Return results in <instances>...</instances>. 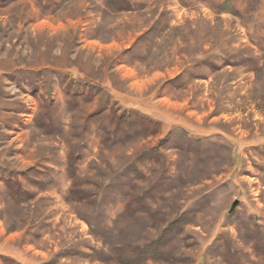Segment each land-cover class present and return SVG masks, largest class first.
<instances>
[{"label":"rangeland","instance_id":"1","mask_svg":"<svg viewBox=\"0 0 264 264\" xmlns=\"http://www.w3.org/2000/svg\"><path fill=\"white\" fill-rule=\"evenodd\" d=\"M106 1L0 0V264H264V0Z\"/></svg>","mask_w":264,"mask_h":264},{"label":"trees","instance_id":"2","mask_svg":"<svg viewBox=\"0 0 264 264\" xmlns=\"http://www.w3.org/2000/svg\"><path fill=\"white\" fill-rule=\"evenodd\" d=\"M106 2L108 5H110L111 8H114L116 10V12H118V13L131 12L132 11V6L127 0H107ZM219 11L223 12V13H230L234 16L238 15V12L236 11V9H234L232 6H230L229 2H227V1L219 7ZM7 186H8V189L10 191L14 190V194L12 195V197L17 202L28 200V195H26V193L23 191V189L21 188V186L19 184L9 182V183H7ZM73 197H74V199H80L75 194H73ZM150 251L151 250L149 248V249L142 252V254H144V256H143L144 259H148V258H151L153 256V255H150ZM5 263L6 264H18V263L11 261V260H6Z\"/></svg>","mask_w":264,"mask_h":264},{"label":"water","instance_id":"3","mask_svg":"<svg viewBox=\"0 0 264 264\" xmlns=\"http://www.w3.org/2000/svg\"><path fill=\"white\" fill-rule=\"evenodd\" d=\"M237 206H238V202H236V203L233 205L232 209L234 210Z\"/></svg>","mask_w":264,"mask_h":264}]
</instances>
